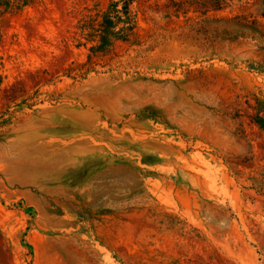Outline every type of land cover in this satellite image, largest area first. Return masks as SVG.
<instances>
[{
  "label": "rangeland",
  "instance_id": "1",
  "mask_svg": "<svg viewBox=\"0 0 264 264\" xmlns=\"http://www.w3.org/2000/svg\"><path fill=\"white\" fill-rule=\"evenodd\" d=\"M107 3L0 0V264H264V0Z\"/></svg>",
  "mask_w": 264,
  "mask_h": 264
},
{
  "label": "trees",
  "instance_id": "2",
  "mask_svg": "<svg viewBox=\"0 0 264 264\" xmlns=\"http://www.w3.org/2000/svg\"><path fill=\"white\" fill-rule=\"evenodd\" d=\"M134 2L135 0H108L106 8L101 13L97 31H90L92 35L89 38L94 42L89 48L90 51L107 52L115 42L129 40L135 28V19L131 13ZM87 26L88 24L84 28ZM257 120L256 124L262 126L263 119L257 117Z\"/></svg>",
  "mask_w": 264,
  "mask_h": 264
}]
</instances>
